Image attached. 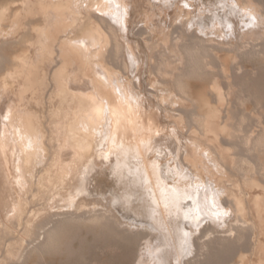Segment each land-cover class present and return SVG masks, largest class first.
<instances>
[{
  "label": "bare ground",
  "instance_id": "6f19581e",
  "mask_svg": "<svg viewBox=\"0 0 264 264\" xmlns=\"http://www.w3.org/2000/svg\"><path fill=\"white\" fill-rule=\"evenodd\" d=\"M124 1L0 4V106L11 94L0 122V163L16 193L6 219L0 204V264L9 243L18 245L11 263L21 264L31 253L51 250L63 226L86 223L142 236L153 233L151 226L163 227L174 237L167 264H216L212 260L225 261L220 254L229 249L239 250L236 264H264V79L255 78L261 68L241 62L257 56L264 65V0H208L203 11L197 7L206 0H197V7L186 1L168 20L171 31L156 23L161 40L158 31V40L149 36L155 29L149 24L156 21L136 26L138 37L150 32L145 44L152 61L158 59L150 73L161 79L153 83L161 88L159 93L156 87L160 107L194 136L169 165L161 157L146 159L149 145L164 136L165 120L162 110H154L157 105L143 104L141 83L136 86L135 77L126 76L139 59L138 48L121 35L132 23ZM8 43L27 49L8 55L3 48ZM210 56L219 60L218 70ZM201 75L211 76L207 87L190 81ZM85 83L88 89L81 88ZM251 86L258 91L249 92ZM247 121L251 125L244 131ZM179 133L174 128V137ZM67 151L70 159L63 157ZM114 161L112 171L106 168L89 179L99 162ZM64 188L75 197L107 194L109 202L127 206L128 211L117 207L137 225L124 221L115 205L99 209L86 196L73 210L52 212ZM87 202L94 208L83 209ZM206 219H221L227 226L211 221L203 226ZM3 241L8 244L2 247ZM245 241L253 243L250 260L241 251Z\"/></svg>",
  "mask_w": 264,
  "mask_h": 264
},
{
  "label": "rangeland",
  "instance_id": "374dc122",
  "mask_svg": "<svg viewBox=\"0 0 264 264\" xmlns=\"http://www.w3.org/2000/svg\"><path fill=\"white\" fill-rule=\"evenodd\" d=\"M122 1H124V0H122ZM186 1L191 2V4H193L195 7H197L198 4H200L201 2H203L205 0H201V1L199 0L200 3H198L197 0H125L124 2L126 4V6L129 8V9L128 8L127 9L130 11L129 13L126 12V13H128V15H126V17L130 18L133 25H132V23L130 24V26H131L130 30L126 31V33L124 30H121L122 32L120 31L121 35L124 36V39L127 40L126 42L128 44H131L132 49L137 50V48H138V51H139V52L137 51L138 58L136 57V59H139V60L137 63H135V67L136 66L137 67L135 69L132 68L131 70H129V72L126 76L127 77L129 76L131 78H133V76H134L135 78H133V79H135V83L137 82L136 86L141 83V89L142 90L140 89V91L142 94L141 97L143 100V104L144 105L146 104L145 106H147L148 108H149V104H150L151 108H153L157 105L158 107L156 106L155 109L154 108L153 109L157 110V108H158V110L159 109L162 110L164 120H165V128L161 132L162 135H164V136H162V139H159L160 141L157 140L158 143L156 141V142H153L151 145H149V149H148V153L146 155V159L153 161V159H155V158L158 159V157L159 158L161 157L164 159H158V160L161 161L162 163H165V164L167 163V165L171 164L172 161H174L173 160V158L175 157L174 154L177 155L178 157L180 156V154H182V152L185 150L186 142H189L190 140L194 139L193 138L194 136L191 134V132L189 130H187L189 128L188 127L186 128L185 125H183L182 128L175 125L176 123L171 121V119H169L166 116L167 113L163 110V107L162 106H161L162 108L160 107L161 104H160L159 100L157 101V99H158V95H160L159 93H161L160 92L161 88L158 87L157 85L153 84V83H154V80L161 81V79L159 77L157 78L156 74H153L154 75V77H153V75H151V73H150L151 62H153L154 60L152 61V58L150 57V53H148L149 49L146 46L147 44H145V43L149 42L147 39V36L150 34V32H149V34H146V33L142 34L143 36L142 35L141 36L143 38L141 36L138 37V35H140V32L136 28L137 27H143L145 25V23H147V22H145V20H147L150 23L156 21V22H154V24H156V23H159L160 25L164 24L166 26L164 29L167 30L166 32H168L170 30V27H171L170 22L168 20L172 19V17L174 16L173 14L177 13L179 11V9H181L182 6H184L186 4L185 3ZM7 2H10V0H0V4H5ZM192 2H194V3H192ZM203 3H205V2H203ZM203 3L200 5H201V7H202V5H205L204 8L208 7L210 5L208 0H206L207 4L206 3L203 4ZM143 5H145L144 6L145 9L143 8ZM146 5H147V7H146ZM147 8H149V9L155 8L156 12L154 9H152V10L148 9V11H147ZM204 8L203 7L202 8L197 7V9H201V11H203L202 9H204ZM133 9H134V11H133ZM135 10H137L138 12ZM136 12H137V15H136ZM141 12H142V15L140 17ZM131 13H133V14H131ZM149 13L159 15V17H157L156 15H153V14L151 15ZM146 15H147V17H146ZM154 16H156V17H154ZM148 17H150L149 20H148ZM164 18H165V20H164ZM166 18H168V19L166 20ZM160 20H161V22H160ZM136 21H139L140 22L139 24L144 23V25L141 24V26L140 25L138 26V24H137L138 22H136ZM164 21H166V22L164 23ZM87 24L89 26H91V22H89ZM154 24L153 23L149 24L150 26L153 25V27L156 29V31H155V29H153L149 36L154 35V36H152L153 38L155 37L154 40H158V39L161 40L163 35H161L160 31L158 30L157 24L156 25H154ZM134 25H135V29H134ZM205 25L208 26V23H205ZM157 31L159 32L158 34H157ZM133 32L137 35H135V34L133 35ZM156 34L158 36L157 37L158 39L155 36ZM159 34H160V36H159ZM121 39H122V37H121ZM124 39H122V41H124ZM137 42H138V44H137ZM3 48H4L5 53L8 55H18L19 53L21 54V52L23 53V51H26V49H27V47H25L24 45H21L19 43H8ZM142 51H143V53H142L143 58H141L142 59L141 60L140 59L141 55L139 53ZM145 55L148 58L145 57ZM256 57L257 56H244L243 58H241V62L248 69H253L255 67L261 68L260 69L261 71L258 72V74L256 75L255 78H257L259 80V77L263 76V79H264V65L262 64L263 60H261L258 57H257L258 58L257 59ZM211 59L212 60L214 59L213 63L215 65H217L215 70L216 69L218 70V67L220 64L219 60L218 59L216 60L214 57L210 56L209 60L211 61ZM154 62L157 63L158 59H155ZM216 62H217V64H216ZM141 63H142V67L140 66ZM258 63H259V65H258ZM144 64H145L146 68L144 67ZM260 64L263 66H261ZM138 67L140 68L139 69L140 71H138ZM133 70L137 71L138 76L136 75L137 73ZM130 71L135 72L136 74L132 73V72L130 73ZM1 73L2 72H0V76H1ZM143 73L145 76L143 75ZM207 75H205V76L201 75L200 79L194 78V79H191L190 81H195L196 83L199 82V84H201V85L203 84V86L207 87L211 81V76L210 75L207 76ZM137 78L139 80H137ZM140 79H141V82H140ZM82 86H83V87H81L82 89H88L89 84L85 83L84 85L82 84ZM156 87H158L159 89ZM248 87H250V86H248ZM157 89H158L159 93H157L158 92ZM249 89H248V91L252 92V93H253V91L254 92L258 91L257 86H251V88H249ZM10 95H8V96H10ZM8 96L3 99V102L0 106V122L2 119V115L5 113L4 108H6V102L8 100ZM153 96H155V97H153ZM5 99H7V100H5ZM12 99H14V101L12 100L14 102V105L19 103L17 100H15V97ZM150 102L151 103L154 102V103L151 104ZM44 110L45 109H40L41 112L46 111V110L45 111ZM3 123L0 124V130L2 128ZM246 124H248V125L246 126ZM249 125H251L249 121H247V123L245 122V125H243V130H244V128H246V130H247L249 128ZM173 127L177 131L180 132L179 138L174 137V134H173L174 128ZM240 135L244 136L245 134L242 131ZM184 143H185V145H184ZM47 154L45 156H47ZM65 154L69 155L68 156L69 158ZM63 157L65 159H70L71 153L70 152L68 153V151H67L66 153H64ZM45 158L46 157L43 158L44 161L46 160ZM210 161H212V160L211 159L207 160L208 165H209V169H210V171L213 172L215 166H213L214 165L213 161L212 162H210ZM100 163L101 162H99L96 169L94 171H92L91 174H89L90 180H91L92 176H96V174L98 175V172H104L106 170V168L109 169V171H112L113 170L112 167L116 166L115 161L113 164H108V165L103 164V163L100 164ZM43 165H45V164H43ZM185 166L186 165L183 164L184 171H186ZM170 180H172L171 178L169 179V182H173V180L172 181H170ZM108 182H110L111 184L114 183L111 179ZM112 186L113 185L110 186V190L113 189ZM120 187H123V186H121V184H120ZM117 189H119V188L117 187ZM104 190H108V189L105 188ZM122 191L123 190H119V193H121ZM70 193H71V190L68 191L67 188L66 189L64 188L63 193H62L63 196L60 197L57 201L52 202V212H57L58 208H59V211H61V210L62 211L73 210L76 208L75 206L79 205V203H80L79 200H81V198L86 196L89 199H93L92 201L98 202L96 207L99 209L100 208H102V209H108L109 208L110 209V208H113V205H115L114 209L116 211H118V212L120 211L122 213V215L119 213V215L121 216L122 219L125 218L124 212L121 211L124 209L125 206H123V209H122V207L120 205H116L117 203L114 204L112 201L109 202V200H107V198H108L107 194H106L105 198H101V197H104L105 195L101 196L100 193L96 194L95 191L92 192L91 194H88V196H87V194L84 193L82 195H78L77 197H75L74 194L71 196ZM15 194H16L15 190H11V185L8 184V178H7V173L5 171V167L2 165V163H0V204H1V207L3 209L2 211H3L4 219L7 218V215H9V213L13 209V206L15 205V202H16ZM95 197H97V198H95ZM100 199L101 200L103 199V200L101 201ZM72 200L75 201L76 203L73 202V205H70ZM99 201H101V202H99ZM102 206H104L105 208ZM82 208L83 209L84 208L85 209L86 208L92 209V208H94V205H92L91 203H88V206H84ZM126 208H127V206L125 207V209ZM125 209H124V211L129 210L128 208L126 210ZM130 212H132V211H130ZM131 218H128V219L126 218L128 221H126V219H124V221H126L127 223H131L133 225H137L136 222L134 221V217H131ZM149 219L150 218H147L148 221L147 220L146 221L152 222V220L150 219V221H149ZM229 219H228L227 224H230ZM206 221H211V222L215 223L216 225H220L221 229H222V227L225 228L227 226V225L223 224V222H221L222 221L221 219H215V220H207L206 219L202 222L203 226L205 225ZM221 224H222V226H221ZM103 226L104 225H102V224L99 225L98 223H95L93 225H90V224L88 225V223H86V224H80V225L77 224V225L63 226L60 230V234H59L60 238L58 237V241L52 245L51 250L45 252L44 255L43 254L37 255L36 253H31L30 255L27 256V259H25V261H23V263H21V264H167L169 262L168 258H166L165 253H166V250L171 247L170 243H172L174 241V237L170 234V232H168L167 230H164L163 227H161V226L159 227L158 224H157V226H158L157 228L149 226L150 228H154L153 233L143 235V236L140 234H133L130 232H123L122 233V231L121 232L118 231L112 225H110V226L107 225L106 227L105 226L103 227ZM203 226L198 227V228L195 227L196 229H198L197 233H195V234H200L199 229H201ZM109 232H110V234H109ZM103 234H104V236H103ZM4 243L2 244V247L4 245L8 244V243H5V244ZM252 244L253 243L251 241H245V244L241 249L242 254L244 256H246V254H247L248 255L247 257H249V260L253 257L252 251H251L252 250ZM9 246H10V248H9ZM9 246L6 245L3 247L4 249L8 250V252L10 251L9 253L6 250L3 251L4 249L2 248L3 257H4V254L6 253L5 254L6 255L5 260H4L3 264L11 263V259L9 256H10L11 252H15L18 249L17 244H15L14 245L15 247H14V246H12V243H9ZM15 248H17V249H15ZM238 251H239L238 249L235 251L234 250L231 251V249H229V251L224 252L225 254H220L221 258H222V255H225L224 257L227 258L225 261H222L218 258L215 260H212V261H215L216 264H232V263L236 264L235 262L238 261V255H239L237 253ZM227 253H229V254H227ZM234 253H237V254H234ZM191 256L192 255H190V257ZM8 257L10 259L9 261H8ZM139 259L141 260V263L139 262Z\"/></svg>",
  "mask_w": 264,
  "mask_h": 264
}]
</instances>
